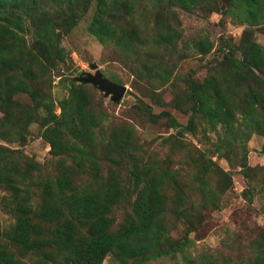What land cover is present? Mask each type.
Returning a JSON list of instances; mask_svg holds the SVG:
<instances>
[{
  "label": "rangeland",
  "instance_id": "obj_1",
  "mask_svg": "<svg viewBox=\"0 0 264 264\" xmlns=\"http://www.w3.org/2000/svg\"><path fill=\"white\" fill-rule=\"evenodd\" d=\"M0 264H264V0H0Z\"/></svg>",
  "mask_w": 264,
  "mask_h": 264
},
{
  "label": "water",
  "instance_id": "obj_2",
  "mask_svg": "<svg viewBox=\"0 0 264 264\" xmlns=\"http://www.w3.org/2000/svg\"><path fill=\"white\" fill-rule=\"evenodd\" d=\"M91 69L94 70L93 74H80L76 80L80 83L97 87V89L102 92L105 97H109L111 102H118L123 96L125 88L123 86L113 84L107 79L103 78L101 74L95 70L94 65L91 66Z\"/></svg>",
  "mask_w": 264,
  "mask_h": 264
}]
</instances>
